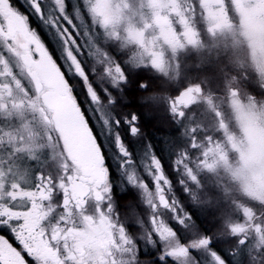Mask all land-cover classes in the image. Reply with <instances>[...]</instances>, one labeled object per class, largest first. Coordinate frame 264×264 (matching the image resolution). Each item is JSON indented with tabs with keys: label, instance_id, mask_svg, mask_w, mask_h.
I'll return each mask as SVG.
<instances>
[{
	"label": "snow or ice",
	"instance_id": "snow-or-ice-1",
	"mask_svg": "<svg viewBox=\"0 0 264 264\" xmlns=\"http://www.w3.org/2000/svg\"><path fill=\"white\" fill-rule=\"evenodd\" d=\"M18 5L0 0V264H264V86L241 105L238 84L264 81V0Z\"/></svg>",
	"mask_w": 264,
	"mask_h": 264
},
{
	"label": "rangeland",
	"instance_id": "rangeland-1",
	"mask_svg": "<svg viewBox=\"0 0 264 264\" xmlns=\"http://www.w3.org/2000/svg\"><path fill=\"white\" fill-rule=\"evenodd\" d=\"M51 6H53L51 4ZM54 7V6H53ZM239 58L240 60L244 61V65L245 67L248 68L249 72L251 73L253 71V62H252V56L251 53L249 51V49L247 48V46H239L236 50H235V54L232 56V59L235 60ZM227 60V58L225 59V61ZM194 61L189 60V63H193ZM237 75H239V73H237ZM255 83L257 86H264V84L262 85L263 81L260 80H255V81H245L243 79H239L238 80V84L241 88V105L247 104L248 100H247V88L252 84ZM224 112L226 114V123L229 125V130L232 134L239 136L241 133V128L242 126L246 125V122L248 121V119L250 118V115L248 114V112L243 109H232L231 105L228 104L227 106L224 107ZM212 123H208L211 125V127L209 128V131L212 132V134L215 136L216 135V130H215V121L213 122V120H211ZM235 166H237L238 161L235 162ZM234 166V165H233ZM234 166V167H235ZM250 179V177H248ZM228 187L230 189L233 190V192H236V188L237 185L236 184H228ZM235 187V189H234Z\"/></svg>",
	"mask_w": 264,
	"mask_h": 264
},
{
	"label": "flooded vegetation",
	"instance_id": "flooded-vegetation-1",
	"mask_svg": "<svg viewBox=\"0 0 264 264\" xmlns=\"http://www.w3.org/2000/svg\"><path fill=\"white\" fill-rule=\"evenodd\" d=\"M23 4V0H19V5H22ZM18 5V6H19ZM53 9V6H51V3L49 2V3H47L45 6H44V11L47 13V12H49V11H51ZM28 12H29V15H30V18H31V21H32V23H33V25L34 26H39L40 25V21H39V19L35 16V15H32V13H31V10L30 9H28ZM38 30H43L42 28H39ZM45 34H47V33H45ZM246 45V41H242V43H241V46H245ZM226 59V58H225ZM264 84V81H263V83H262V85ZM212 119L210 118L209 119V121H208V123H212V121H211ZM250 120H251V117L248 119V121L246 122V125L245 126H248V134H249V137L251 138V139H255V130L254 129H252L251 128V126H250ZM213 122H214V120H213ZM154 127H155V125H154V123L153 122H150L149 124H148V127L146 128V131H148L149 132V134H151V131L154 129ZM127 130L125 129V132H126ZM261 147H262V149H264V142H262V144H261ZM228 152H229V154H230V156H231V158H232V160H233V165L235 166V162L237 161V157H236V154L235 153H233L232 152V149L229 147L228 149ZM113 169H115V165H113ZM250 177V176H249ZM251 178V177H250ZM234 189H235V187H234Z\"/></svg>",
	"mask_w": 264,
	"mask_h": 264
}]
</instances>
